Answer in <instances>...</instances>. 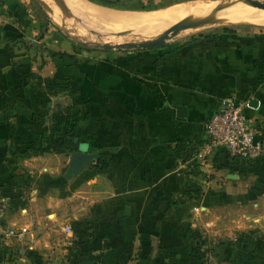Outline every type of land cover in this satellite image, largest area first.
<instances>
[{
	"label": "crops",
	"instance_id": "crops-1",
	"mask_svg": "<svg viewBox=\"0 0 264 264\" xmlns=\"http://www.w3.org/2000/svg\"><path fill=\"white\" fill-rule=\"evenodd\" d=\"M0 1V264H264V156L198 154L228 95L263 139L264 27L106 50L59 75L26 68L16 47L38 24ZM61 103L79 143L9 164L11 145L52 134ZM81 144L97 156L74 173Z\"/></svg>",
	"mask_w": 264,
	"mask_h": 264
},
{
	"label": "rangeland",
	"instance_id": "rangeland-1",
	"mask_svg": "<svg viewBox=\"0 0 264 264\" xmlns=\"http://www.w3.org/2000/svg\"><path fill=\"white\" fill-rule=\"evenodd\" d=\"M83 1L87 2L88 5H90V8H87L85 13L80 15H71L72 12L68 14V11H66L64 7L59 6L56 1L55 3L51 0L18 1L19 5L23 4L25 7H28V11H30L29 13L32 16V21L38 24L35 32H33L32 35H29L31 36V39L24 42L20 41V43L16 47L18 49V53L23 52L22 57H24L26 60L25 62H27V69L40 64L41 70H46V68L48 70L50 65L51 69H53L54 71L60 70V73H58L60 75L64 70V65L66 64V62H70L71 59L74 61L81 60L92 56L98 57L99 55L105 53L106 50L102 47V44L104 43L115 45L123 42H140L148 39H153L158 37L172 24L190 16L189 14L188 16H185L181 19L164 22L163 29H161L159 33L144 36L139 32H142L143 28L145 29L147 27L141 25H121L117 20H112V16L118 14L126 15L129 17L135 16L138 18H144L165 14L166 12L175 9L177 6L184 4H196L199 6L211 5L212 7L210 6L211 9L209 7V10H196L195 13L198 14L194 19L187 18L190 19V21L197 20L198 22L204 21L205 18H208L207 23L204 26L198 28L194 27L191 29L182 30L176 36L171 38L174 39L178 37L180 39L181 37L189 38L197 35L209 34L213 31L221 30V28L224 26L233 27L235 25H238L218 23L219 20L217 18V14L219 13V11L221 12L222 9L228 7L246 6L252 10L264 12V10L253 8L252 6H249L243 2L225 3L218 11H216L217 7L220 6L221 3L218 4L214 2V0H131V2L128 1L123 4V6L121 5V7L119 8L103 5L91 0ZM260 1L264 2V0ZM14 2L15 1H13V3ZM1 4H3L2 1H0V18L4 19L3 16L7 17V6L4 4L5 6L1 7ZM91 6L93 9L91 8ZM135 7H146V9H136ZM211 21L217 22L218 24H213ZM259 26L264 27L261 25ZM39 35L42 38H38ZM171 39L166 41V43H169ZM1 49H3V46L0 45V54L2 51ZM109 50L113 51V49ZM32 80L33 77L31 76L29 77L28 82H32ZM61 104H57V110L55 109V113L58 112L59 109L64 108V104ZM48 121L49 123L53 122L51 121V116L49 117ZM51 130L46 132L48 133ZM42 135H44L45 138H49L48 134L43 133ZM80 148L84 149L85 146L81 144ZM58 149L60 148H56L53 151L47 149L43 152L38 153L37 155H44L48 153L52 154L54 152H57ZM10 150L16 151L10 154L7 159L8 163H15L19 167H21V164H19V162L24 159V155L32 152V150L28 148L27 145L18 147L11 145ZM185 193H187V191H185Z\"/></svg>",
	"mask_w": 264,
	"mask_h": 264
},
{
	"label": "built area",
	"instance_id": "built-area-1",
	"mask_svg": "<svg viewBox=\"0 0 264 264\" xmlns=\"http://www.w3.org/2000/svg\"><path fill=\"white\" fill-rule=\"evenodd\" d=\"M245 105V101L232 95L225 96L217 110L205 119L206 138L198 151L202 161L214 149H221L231 157L249 160L264 156L262 131L246 115Z\"/></svg>",
	"mask_w": 264,
	"mask_h": 264
},
{
	"label": "bare ground",
	"instance_id": "bare-ground-1",
	"mask_svg": "<svg viewBox=\"0 0 264 264\" xmlns=\"http://www.w3.org/2000/svg\"><path fill=\"white\" fill-rule=\"evenodd\" d=\"M55 3L64 7L66 11H68V14L72 12L71 15L73 14H83L87 10V8H90V5H88L87 2L83 0H51ZM226 3H231V2H226ZM244 3V2H243ZM225 3L221 4L220 6L217 7L216 11H218ZM247 4V3H246ZM249 5V4H247ZM211 6V5H210ZM210 6H204V5H179L172 11L166 12L165 14L162 15H157V16H150V17H129L126 15L118 14L112 16V20H117L121 25L123 24L124 26H145L147 28H143L142 32H139L141 35H154L160 32L161 29H163V24L164 22L167 21H172L175 19H181L185 16H188L187 18L194 19L198 13H195L196 10H201V9H208ZM252 6V5H249ZM212 7V6H211ZM210 7V9H211ZM253 8H258L261 10H264L259 7L252 6ZM92 8V6H91ZM93 9V8H92ZM96 11V10H95ZM94 12V11H93ZM262 11H255L252 10L246 6H234V7H228L225 9H222V11L217 14V18L219 20V24H240V23H247V24H257L264 26V12ZM193 13V14H191ZM98 17V16H97ZM100 18V17H99ZM185 18V19H187ZM102 19V18H101ZM106 20V19H105ZM102 21V20H101ZM104 21V19H103ZM208 21V18H205L204 21H199L193 26H191L188 29L191 28H198L201 26H204ZM203 22V23H202ZM213 24H218L217 22L211 21ZM111 25V24H110ZM114 26V25H113ZM121 27V26H119ZM130 28V27H129Z\"/></svg>",
	"mask_w": 264,
	"mask_h": 264
},
{
	"label": "water",
	"instance_id": "water-1",
	"mask_svg": "<svg viewBox=\"0 0 264 264\" xmlns=\"http://www.w3.org/2000/svg\"><path fill=\"white\" fill-rule=\"evenodd\" d=\"M214 2L218 4L219 3L223 4L226 2H244L249 5L264 9V2L260 0H214ZM197 22H198L197 20L190 21V19H182L169 26L156 38L148 39L140 42H123L115 45L104 43L102 44V47L105 50L144 49V48L160 47L163 46L166 43V41L176 36L180 31L190 28ZM253 104H256V101L251 99L249 105H253ZM177 109L180 111L182 108L178 107ZM263 141H264V136H263ZM96 156H97L96 154L88 153L86 151H83L81 148H79V150L74 151L70 155V161H69V165L71 167L72 172L77 173Z\"/></svg>",
	"mask_w": 264,
	"mask_h": 264
},
{
	"label": "trees",
	"instance_id": "trees-1",
	"mask_svg": "<svg viewBox=\"0 0 264 264\" xmlns=\"http://www.w3.org/2000/svg\"><path fill=\"white\" fill-rule=\"evenodd\" d=\"M91 1L117 8L121 7V5L123 6V4H125L128 1L131 2V0H91ZM135 8L146 9V7H135ZM221 30L224 32H229L231 31V28L224 26L221 28ZM51 121H53L51 124L52 134L49 135V138L47 137L43 142H41L39 147H33L32 145L26 144L28 148L32 150V152L24 155V158L32 155H37L38 153L43 152L47 149L53 151L56 148H61L63 146L70 147L77 145L79 143L75 133L73 132V127L70 125L71 116L65 107L59 109L58 112L51 115ZM98 165L100 168H104L106 166V163L104 161L98 160Z\"/></svg>",
	"mask_w": 264,
	"mask_h": 264
}]
</instances>
